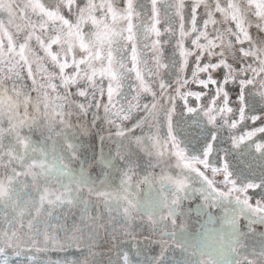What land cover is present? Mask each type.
Wrapping results in <instances>:
<instances>
[{"label": "snow or ice", "instance_id": "snow-or-ice-1", "mask_svg": "<svg viewBox=\"0 0 264 264\" xmlns=\"http://www.w3.org/2000/svg\"><path fill=\"white\" fill-rule=\"evenodd\" d=\"M117 2L0 0V264H45L35 253L49 249L94 255L81 244L100 228L118 249L109 264H264V142L253 139L264 133V0H150V14ZM173 39L179 60L168 62ZM133 146L161 168L155 200L139 198L157 178L139 175ZM253 146L259 175L232 163ZM86 194L103 202L96 215ZM74 208L80 223L68 228ZM193 211L202 239L185 227Z\"/></svg>", "mask_w": 264, "mask_h": 264}, {"label": "water", "instance_id": "water-1", "mask_svg": "<svg viewBox=\"0 0 264 264\" xmlns=\"http://www.w3.org/2000/svg\"><path fill=\"white\" fill-rule=\"evenodd\" d=\"M143 115V113L141 114ZM133 122V121H132ZM128 123L129 126L131 125V123ZM37 140L40 139V136L37 135L36 137ZM80 139L83 141V145L82 147L85 149H89V143H90V138L87 136H81ZM110 147H114L112 145H106L105 148L106 150ZM99 148V144L98 141L96 142V149L98 150ZM87 156L91 155V150L89 149L88 151H85L84 153ZM133 159L136 160L139 165L140 168L138 169L139 175L142 177L143 175L147 174L148 172H152L154 177H156L157 179L154 180V182L151 185H145V184H141L140 188L138 190V195L140 200H155L158 196H160V191H159V183H158V177L159 174L161 172V168L160 167H156L155 169H151L148 167V157L146 155H144L142 152H140L138 149L135 148V146H133ZM169 163H174V161H169ZM91 174L93 175H98V166H93L91 168ZM171 171L175 172L178 171L177 169H171ZM135 180V177L133 178ZM86 198L95 206L93 209L90 210L89 215H96V209L100 208L102 209L103 207V202L102 200H98L96 197L94 196H87L86 194ZM200 201L199 199L193 200L191 202L189 201H185L184 203V211L186 212L187 209L192 208L195 209V205L198 204ZM106 215V213H105ZM113 215L115 216V212L113 213ZM73 217L75 218L77 223H80L79 221V217H80V210L78 208H74L71 210V214L69 216V219L67 221L66 227L70 228L73 222ZM118 219H123V217H118ZM145 218V222L143 224H141V222L139 221V219H137L136 225L135 227L137 228V231L139 233V238L143 239L144 236H147L150 230V226L147 224ZM203 220L204 218L199 217L195 211L192 212V214L189 216V218L187 219L185 223V227L187 229V231L192 234L195 235L198 239H202L203 238ZM55 222V221H54ZM99 223H105V221L101 220L99 221ZM113 222H109L108 223V229L109 231H111L112 228V224ZM180 221H178V227H179ZM243 225L244 222L241 221V227L243 229ZM121 227L120 225H117V228ZM256 231L257 232H264V226L261 225H256L255 226ZM90 231V229H89ZM169 231H171V228H169ZM99 237L96 238L93 241H89L87 236H85V240L84 243L81 244V247H85L88 244L92 245V253H94V255H81L80 252L78 251H60V250H53V249H49L46 252H40V253H35L36 257H37V261L43 260L45 262V264H51V262H55V261H61L63 262L66 258L69 257H74L77 260H81L87 261V264H109V261H115L116 260V253L118 251L117 247L113 246V243L110 239V236H108V234L105 232L104 228H100L99 229ZM62 235V234H61ZM117 235V240L115 241L116 245L120 246L121 250H127L128 246L126 244H122L121 241L123 238H121L119 236V233H116ZM153 239L154 240H159V236L154 234L153 235ZM152 251L154 253H157L159 251L158 246H156L155 244L152 245Z\"/></svg>", "mask_w": 264, "mask_h": 264}, {"label": "rangeland", "instance_id": "rangeland-1", "mask_svg": "<svg viewBox=\"0 0 264 264\" xmlns=\"http://www.w3.org/2000/svg\"><path fill=\"white\" fill-rule=\"evenodd\" d=\"M137 2L139 3H143L145 5V9H146V13L150 14L151 12V2L150 0H137ZM161 3H163V0H161ZM117 7H120L122 8L123 7V0H118L117 2ZM175 11V7L173 6L172 8V12ZM1 18V17H0ZM4 19H6V17H2ZM163 20H164V13H163V10L161 11V22L163 23ZM18 23H23V21H20L19 19L17 20ZM134 22H135V18H134ZM150 22V15L147 17V19L145 20V23H149ZM154 37L152 36H149V43L151 42V39H153ZM166 38V35L165 36H162L161 37V40L163 41L164 39ZM5 42H6V38H5ZM175 46V40L173 39L172 40V44L169 45V44H163V48H164V59L168 62H171V60L173 58H175L176 60H179V56L178 54H176L174 56L173 54V48ZM53 50H56V46H53ZM149 59V63L151 64V56L149 55L148 57ZM162 71V74L165 75V79H174L175 76H174V72H172L171 70L165 72L164 70H161ZM147 78V77H146ZM28 83L30 84L31 82L28 81ZM193 89L194 90H198V86L196 85H192ZM126 93L128 94V98L130 99L131 98V95L132 93L129 92L127 89L125 90ZM33 95H35V93H33ZM235 95V93H233V96ZM150 99V97H149ZM142 113H139V115H141ZM74 122H75V118H73ZM132 121H129L128 123H130ZM246 124L251 125V122L250 121H246L245 122ZM262 123V121H257L256 124L254 126H260ZM244 130H248V129H244ZM152 131H155V127L152 128ZM166 131V128H162L161 129V135H163V133ZM143 132L145 134H147L149 132V126L146 124L143 128ZM141 133V130L140 129H137V135H139ZM264 133H258L257 136L253 137L254 140L258 141V142H264ZM222 141L223 143L221 144V147H229V138H228V135H227V132H225L223 135H222ZM246 144H250L251 141H246L245 142ZM243 147V146H242ZM233 156H234V159H232V163H233V166L235 167H244L246 168L247 166L251 165L252 168L255 169V174L256 175H259V161L258 160H254L253 157H259V153H257L255 151V148L254 146L252 147L251 149V155H249L247 152H245L243 155L240 154V152L238 150H234L233 151ZM209 176H211V173L209 172L208 173ZM217 179H219V177H217Z\"/></svg>", "mask_w": 264, "mask_h": 264}, {"label": "crops", "instance_id": "crops-1", "mask_svg": "<svg viewBox=\"0 0 264 264\" xmlns=\"http://www.w3.org/2000/svg\"><path fill=\"white\" fill-rule=\"evenodd\" d=\"M220 2H221L222 5H226L227 0H220ZM217 18H219V17H217ZM252 34H253L254 37L257 35L255 29L252 30ZM261 38L264 39V36H262Z\"/></svg>", "mask_w": 264, "mask_h": 264}]
</instances>
